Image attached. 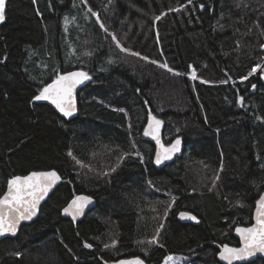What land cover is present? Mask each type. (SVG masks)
<instances>
[{
  "label": "trees",
  "instance_id": "1",
  "mask_svg": "<svg viewBox=\"0 0 264 264\" xmlns=\"http://www.w3.org/2000/svg\"><path fill=\"white\" fill-rule=\"evenodd\" d=\"M261 45L264 0H7L0 195L8 179L31 171L54 169L62 181L32 222L0 240V264H110L133 256L162 264L168 255L184 256L181 264H221L217 246L238 245L233 229L251 223L264 190ZM164 63L173 72L158 66ZM75 69L91 79L73 117L33 100L54 70ZM221 69L233 82L222 83ZM149 112L164 123L166 143L179 137L185 144L162 167L143 135ZM79 194L96 204L74 223L61 210ZM181 212L199 223L181 221ZM157 230L158 243L150 244Z\"/></svg>",
  "mask_w": 264,
  "mask_h": 264
},
{
  "label": "snow or ice",
  "instance_id": "2",
  "mask_svg": "<svg viewBox=\"0 0 264 264\" xmlns=\"http://www.w3.org/2000/svg\"><path fill=\"white\" fill-rule=\"evenodd\" d=\"M35 2L36 0H33V3ZM81 2L87 6V0H81ZM188 3H192V0H188ZM5 8L6 0H0V21L5 19ZM201 8H203V5H201ZM173 10L179 11V9ZM88 12H90L92 16H97V13L92 11L91 7L88 8ZM155 19L159 20L160 17H156ZM97 22H99V19H97ZM100 27L104 28L105 26L101 23ZM112 38L116 41L117 47L121 48V51H129L121 47L115 36ZM261 47L264 48V45H261ZM131 54L139 56V53L132 52ZM141 58L147 59L146 57ZM151 62L157 63V61ZM158 66L169 72H173V69L169 68L166 63L159 64ZM260 68V65H256L253 67L252 72L255 73L257 69ZM174 74L179 75V73ZM192 78H195V72L192 73ZM90 79V75L84 71L60 73L54 70V78L51 80V83L45 84L42 89L39 90V93L33 97V100L50 101V103L65 117L71 116L76 110L73 98L74 90L77 85ZM243 79H247V77ZM226 82L227 81H222V83ZM252 87L254 89L256 86L253 85ZM238 103L242 105L243 97L238 99ZM147 119L148 123L144 128L143 135L145 137H151L155 141V163L159 165L163 161L171 159L173 154L180 151L181 140L177 138L167 146L164 145L161 143L159 136L161 121L156 119L151 112H149ZM257 119L259 120L261 117H257ZM69 155H72L71 152ZM120 159H123V157ZM114 170L115 169H113V171ZM220 170H223V166H221ZM216 179H219V174H217ZM60 180L61 177L55 170L33 171L28 175H16L8 179L7 190L0 195V235H4L5 233L15 235L17 226L20 222L30 220L36 214L37 206ZM213 186H215V180L213 181ZM209 191H211V189H209ZM91 203L92 199L87 195H74L62 211L75 220L83 214L84 209ZM237 204H240V201H237ZM170 207L171 204H169V208ZM165 214L167 215V210ZM179 215L180 217H187L191 220L197 219L195 216H191L185 212H181ZM161 227H163V225H161ZM235 231L240 237V246L230 247L227 244L222 245L218 253L221 261L226 262V264H234V261L249 260L255 257L257 253L264 255V192L259 194V198L255 202L254 223H251L250 226L247 227L237 226ZM158 234L159 230H157V236H154L153 239L149 241L150 244L158 243ZM114 244L115 241H113V245ZM84 247L91 248L92 245L85 243ZM105 247L107 248L109 245H105ZM167 259L171 261L178 258L170 256L167 257ZM119 264H143V261L139 258H133L121 260Z\"/></svg>",
  "mask_w": 264,
  "mask_h": 264
},
{
  "label": "water",
  "instance_id": "3",
  "mask_svg": "<svg viewBox=\"0 0 264 264\" xmlns=\"http://www.w3.org/2000/svg\"><path fill=\"white\" fill-rule=\"evenodd\" d=\"M6 5H7V0H6ZM5 10H6V8H5ZM3 21H4V20H3ZM3 21H0V24H1ZM71 71H80V70H79V69H75V70H71ZM71 71H69V72H71ZM232 78H233V76H232ZM233 79H234V78H233ZM50 83H51V82H50ZM84 83H85V82H84ZM84 83L77 85L76 89L74 90L73 98H74V103H75V108H76V110H75V112L72 113L71 116H67V117H65L62 113L59 112L58 109L55 108L54 105H52V104L50 103V101H47V102H48V103H49V104H50V105H51V106H52V107H53V108H54V109H55V110H56V111L62 116V117H64V118H71V117H73V116L77 113V111H78V100H77V94H78L79 90L84 86ZM151 114H152V113H151ZM152 115H153L156 119L160 120V119H159L158 117H156L154 114H152ZM147 123H148V119H147V122H146L145 127L147 126ZM159 136H160V139H161V143H163V144L166 145V146H167L168 144L172 143L175 139L179 138V137L174 138V139L171 140L170 142H167V143H166V142L164 141V123H163L162 121H161V125H160V127H159ZM146 139H147L148 141H150L151 143L154 144L155 150H154V154H153V159H152V161H153V164H154L156 167H162V166H164V165H166V164L172 162V161L175 159V157H177V156H181V155H182V152H183V150H184V147H185V144H184L183 139H182V138H179V139L181 140L180 151H179V152H176L175 154H173V156H172L171 159H169V160H165V161H163L161 164L157 165V164L155 163V155H156V144H155V141H154L151 137H146ZM51 170H54V169H50V170H39V171H51ZM55 171H56V170H55ZM31 172H33V171H31ZM31 172H29V173H27V174H25V175H28V174H30ZM56 172H57V171H56ZM57 174L61 177V175H60L58 172H57ZM20 176H24V175H20ZM61 181H62V177H61V180L57 182V184L53 187V189H51V190L49 191L48 195H47V196H46V197L40 202V204L37 206L36 214H35L30 220H25V221H21V222H20V224L17 226V231H16V234H15V235H12V234H9V233H5L4 235H0V240L3 239V238H5V237H14V236H16V235L18 234V231H19L20 227H21L23 224H28V223L32 222V221L37 217L38 212H39V208H40L41 204L46 200V198L50 195V193L55 189V187H56ZM6 190H7V184H6V188H5L4 191H6ZM262 192H264V190H263ZM262 192H261V193H262ZM79 195H86V194H79ZM87 196H89V195H87ZM89 197H91V196H89ZM258 198H259V196L257 197V199H258ZM91 199H92V203L89 204V205H87V207L84 209L83 214H81V215H80L79 217H77L75 220H73L72 217H71L70 215H67V214L63 213V211H62L63 208L66 207L68 203L62 208V210H61L62 215L65 216V217H69L74 223L77 222L78 220H80V219L85 215V213H86L89 209H91L92 207L95 206L96 202H95L94 198L91 197ZM257 199H256V200H257ZM255 202H256V201H255ZM185 213H187V212H185ZM179 214H180V213H179ZM179 214H178V218H179L181 221H183V222L199 223V219H198V218H197L196 220H191V219H189V218H187V217H180ZM188 214L191 215V216H194V215L191 214V213H188ZM254 215H255V204H254V208H253V211H252L251 223H254ZM251 223H250V224H251ZM250 224H249V225H237V226H240V227H247V226H250ZM237 226L234 227L232 234H233V236L238 240V245H236V246H231V245H229L230 247H239V246H240V245H239V239H240V237H239V235H238V234L236 233V231H235V228H236ZM223 245H224V244H223ZM227 245H228V244H227ZM221 246H222V245H221ZM221 246H217L219 250H220ZM219 250H218V253H219ZM218 253H217V255H216L217 260H218L221 264H226V262L221 261V260L219 259ZM133 258H139L140 260L143 261V264H146V262H145L141 257H139V256H133V257H128V258H120V259H118V260H116V261H114V262H112V263H110V264H119V261H121V260H129V259H133ZM257 258H261V259L264 260V255H261V254L257 253V255H256L255 257H252V258H250L249 260H246V261H234V264L249 263V262H252V261L256 260Z\"/></svg>",
  "mask_w": 264,
  "mask_h": 264
},
{
  "label": "rangeland",
  "instance_id": "4",
  "mask_svg": "<svg viewBox=\"0 0 264 264\" xmlns=\"http://www.w3.org/2000/svg\"><path fill=\"white\" fill-rule=\"evenodd\" d=\"M221 73H222V81L233 82L234 79L232 78V75L228 71H226L225 69H221ZM190 77L192 78V75ZM170 256L178 259H173L169 261L167 257ZM167 257L165 258L162 264H181V263H185L184 261H186L184 256L181 255H168Z\"/></svg>",
  "mask_w": 264,
  "mask_h": 264
}]
</instances>
